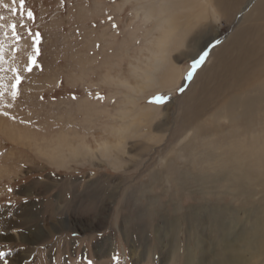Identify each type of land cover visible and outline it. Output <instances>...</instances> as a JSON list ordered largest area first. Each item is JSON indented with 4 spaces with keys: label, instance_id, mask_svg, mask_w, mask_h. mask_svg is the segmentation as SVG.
<instances>
[{
    "label": "rangeland",
    "instance_id": "obj_1",
    "mask_svg": "<svg viewBox=\"0 0 264 264\" xmlns=\"http://www.w3.org/2000/svg\"><path fill=\"white\" fill-rule=\"evenodd\" d=\"M208 4L0 0V264H264L263 116L197 81L243 16Z\"/></svg>",
    "mask_w": 264,
    "mask_h": 264
},
{
    "label": "bare ground",
    "instance_id": "obj_2",
    "mask_svg": "<svg viewBox=\"0 0 264 264\" xmlns=\"http://www.w3.org/2000/svg\"><path fill=\"white\" fill-rule=\"evenodd\" d=\"M194 5L197 8V4L194 3L193 8H195ZM206 6L207 7L202 14L193 16L194 20L203 19L205 21L210 18H220L222 14L225 19H228V17H230L232 14V10L235 9V12L233 13L234 16L238 12H242L243 23L237 28L235 33L233 32L234 35L231 36L229 42L223 45L217 52H214L216 53L214 62L209 67V69L205 73L198 76L197 81L204 82L202 84L200 83L201 85L199 86L198 91L200 95H203L213 85L220 84L219 88L217 89L218 91H216L215 93L219 94L222 97V101L219 103L221 107L215 112V115L217 112H223L225 116H227L228 118L231 117L234 120H239L240 118L239 109L235 108L237 105H239V103L246 109L252 108L254 106H259V112L263 117L259 119L258 123H254V118H249L246 122L243 123L244 127H238L236 129L240 134L251 135L252 139L254 140L253 144L259 145L258 138L260 134H264V0H209V4ZM180 7L181 6H179V8ZM190 8L191 7H189V9ZM245 12L246 16H244ZM187 21L190 20L187 19ZM190 22L193 23L192 21ZM190 22H188V24ZM186 24H183V26ZM188 24L187 26H190V24ZM193 25L194 24H192L191 27ZM172 28L174 29V25L169 26L168 29L171 30ZM168 41L170 42L169 39ZM159 42L161 43V41ZM161 46L164 47L167 45ZM160 49H162V47ZM160 56L161 55H159V57ZM167 74H169V72ZM151 81V76H148L146 82H148L149 84H153L151 83ZM153 82L156 83L154 79ZM243 90H247V93L244 99L241 101L237 99L238 96H236V93H241L243 92ZM207 104V101H201L199 105H197L198 111H202V109H205L207 107ZM194 106H196V104ZM223 106H225V108L230 106V108L222 109ZM189 113L190 112H187V114ZM252 113L253 112L251 111L250 114ZM233 126H235V124ZM256 131L258 133H256ZM245 137L248 136L245 135ZM260 147L264 148L263 146ZM225 251L227 252L228 248H226ZM228 258L217 260L214 264H236L234 258ZM204 262L205 261H202L201 264H206Z\"/></svg>",
    "mask_w": 264,
    "mask_h": 264
},
{
    "label": "snow or ice",
    "instance_id": "obj_3",
    "mask_svg": "<svg viewBox=\"0 0 264 264\" xmlns=\"http://www.w3.org/2000/svg\"><path fill=\"white\" fill-rule=\"evenodd\" d=\"M23 3H24V0H20V4H21V6H23ZM27 16H28L29 19H33V18H34V14H33L31 11H28V12H27ZM16 27H17V26H16L15 24L12 25V31H13L14 33L16 32ZM32 35H33V37H34L33 43L35 44V43L38 42V39H39V33H38V32H37V33H32ZM36 51H37V53H38V52H39V49L37 48ZM204 59H205V56H204V55H200L199 59L196 60V61L191 65V68L193 69V71H195L197 65L201 64V63L204 61ZM30 63H31V65L35 66V64H36V56H35V55H33V57L31 58ZM27 70H28V71H31L32 68L29 67ZM192 75H193V73H192V72H189V73H188V76H187V79L190 80V79L192 78ZM16 80H17V84H19V83H20V76H19V75H17ZM181 91H183V88H181ZM154 102H156V103H161V102H165V101H164V98H163V97H157V98L155 99ZM3 255H4L3 253H0V256H3ZM89 264H91V262H89Z\"/></svg>",
    "mask_w": 264,
    "mask_h": 264
},
{
    "label": "crops",
    "instance_id": "obj_4",
    "mask_svg": "<svg viewBox=\"0 0 264 264\" xmlns=\"http://www.w3.org/2000/svg\"><path fill=\"white\" fill-rule=\"evenodd\" d=\"M27 191H29L28 194L31 192L30 189H27V190H26L25 188H23V193H24L23 196H25V194L27 193ZM28 194H27V195H28ZM29 196H31V195H29ZM29 196H26V197H29ZM26 197H23V198L25 199ZM26 203H30V202H29V201H24V202H23V204H26ZM12 230H15V229H12ZM10 235L13 236V237H15V234H14L13 231L10 233Z\"/></svg>",
    "mask_w": 264,
    "mask_h": 264
}]
</instances>
